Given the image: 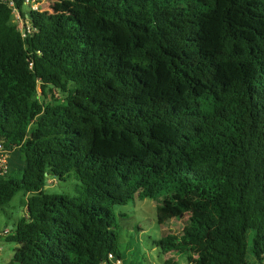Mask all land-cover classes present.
<instances>
[{
    "label": "trees",
    "instance_id": "1",
    "mask_svg": "<svg viewBox=\"0 0 264 264\" xmlns=\"http://www.w3.org/2000/svg\"><path fill=\"white\" fill-rule=\"evenodd\" d=\"M24 1L0 0L7 264H141L135 199L162 264H264V0Z\"/></svg>",
    "mask_w": 264,
    "mask_h": 264
},
{
    "label": "rangeland",
    "instance_id": "2",
    "mask_svg": "<svg viewBox=\"0 0 264 264\" xmlns=\"http://www.w3.org/2000/svg\"><path fill=\"white\" fill-rule=\"evenodd\" d=\"M18 14L14 13L12 22L21 24ZM76 181L73 178H68L64 181H57V184L49 180L47 191L49 192H71L73 193ZM24 199L23 193H17L9 202L8 205L0 209V264H7L13 254L15 244L5 242L1 231L5 226L9 227L16 219L22 215L24 204L21 202ZM156 203L150 199L139 200L135 199L124 206H117L114 212L121 225V243L122 250L125 251L128 259H138L141 264H162L161 261L168 258L169 253L160 252L152 243L153 239L160 237L161 226L156 221ZM119 214H122L119 216ZM187 217V215H185ZM182 221H173L172 228L181 226ZM6 229V228H5ZM127 242L132 243V247H137L139 252L126 251ZM178 264H184L182 259Z\"/></svg>",
    "mask_w": 264,
    "mask_h": 264
},
{
    "label": "built area",
    "instance_id": "3",
    "mask_svg": "<svg viewBox=\"0 0 264 264\" xmlns=\"http://www.w3.org/2000/svg\"><path fill=\"white\" fill-rule=\"evenodd\" d=\"M24 3L30 4L33 9H37V3L35 2V0H25ZM9 5L14 7L13 0H9ZM14 12H16L15 8H14ZM7 169H8V154L6 153V151L0 145V171L1 172H5ZM109 256L111 258H114L112 256V254H109Z\"/></svg>",
    "mask_w": 264,
    "mask_h": 264
},
{
    "label": "water",
    "instance_id": "4",
    "mask_svg": "<svg viewBox=\"0 0 264 264\" xmlns=\"http://www.w3.org/2000/svg\"><path fill=\"white\" fill-rule=\"evenodd\" d=\"M116 261H117V257L112 258L113 263H116Z\"/></svg>",
    "mask_w": 264,
    "mask_h": 264
},
{
    "label": "crops",
    "instance_id": "5",
    "mask_svg": "<svg viewBox=\"0 0 264 264\" xmlns=\"http://www.w3.org/2000/svg\"><path fill=\"white\" fill-rule=\"evenodd\" d=\"M5 228V227H4Z\"/></svg>",
    "mask_w": 264,
    "mask_h": 264
}]
</instances>
